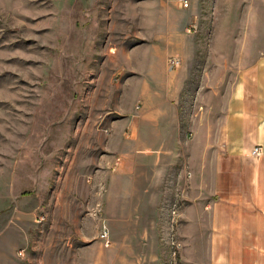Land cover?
I'll return each mask as SVG.
<instances>
[{
    "label": "rangeland",
    "instance_id": "rangeland-1",
    "mask_svg": "<svg viewBox=\"0 0 264 264\" xmlns=\"http://www.w3.org/2000/svg\"><path fill=\"white\" fill-rule=\"evenodd\" d=\"M261 54L264 0H0V264H141L122 234L143 230L156 124L217 136L226 93ZM172 57L189 74L178 98ZM176 172L150 227L160 264H220L209 223L187 245Z\"/></svg>",
    "mask_w": 264,
    "mask_h": 264
},
{
    "label": "crops",
    "instance_id": "crops-1",
    "mask_svg": "<svg viewBox=\"0 0 264 264\" xmlns=\"http://www.w3.org/2000/svg\"><path fill=\"white\" fill-rule=\"evenodd\" d=\"M188 76L184 69L172 75V85L177 89L172 96H180ZM170 81L165 85L167 96L161 97L163 104L169 101ZM160 87L163 91L162 84ZM209 91L215 97L220 89L214 86L209 89L203 84L201 94ZM224 100L228 112L226 117L217 120V136L206 133L191 141L182 135L179 120L164 118L158 122L155 119L158 141L151 173H155V180L148 175L149 185L140 188L146 190L140 218L143 230L134 227V231L126 229L122 234V243L129 246L128 253L143 251L141 264L161 263L158 232L150 227L151 223L157 224L154 206L163 196L167 171L173 174L177 171L174 185L181 187L185 194L182 214L188 247H194L196 239L200 242L205 237V230L198 228L209 223L206 235L212 239L210 253L220 259V264H264V54L256 56L254 64L239 73ZM209 123L212 121L204 119V124ZM257 146L262 148L260 158L252 155ZM150 149L139 147L137 152ZM140 156L141 165L135 163L137 157L134 159L135 171L142 170ZM152 247L153 252L148 251Z\"/></svg>",
    "mask_w": 264,
    "mask_h": 264
},
{
    "label": "built area",
    "instance_id": "built-area-1",
    "mask_svg": "<svg viewBox=\"0 0 264 264\" xmlns=\"http://www.w3.org/2000/svg\"><path fill=\"white\" fill-rule=\"evenodd\" d=\"M181 65H182V60L179 59V58H177V57L170 58L168 60V64H167L168 69H169L170 72L176 71ZM261 154H262V149L260 147H256L253 150V152H252V155L255 156V157H260ZM178 214H179V209H177V205H176V209L174 210V216H173L174 217L175 226H178V224H179V222L177 220ZM101 238L106 241V246H110L111 245V243L109 241V236H108V233L107 232L103 233V235L101 236ZM178 248H179V245H177L175 243V249H174V252H173L174 253V262L177 259L176 258L177 257L176 250ZM174 264H176V263H174Z\"/></svg>",
    "mask_w": 264,
    "mask_h": 264
},
{
    "label": "bare ground",
    "instance_id": "bare-ground-1",
    "mask_svg": "<svg viewBox=\"0 0 264 264\" xmlns=\"http://www.w3.org/2000/svg\"><path fill=\"white\" fill-rule=\"evenodd\" d=\"M173 245H175V243Z\"/></svg>",
    "mask_w": 264,
    "mask_h": 264
}]
</instances>
